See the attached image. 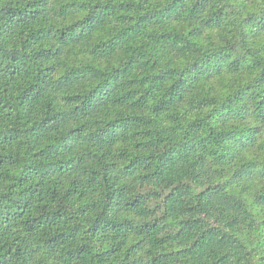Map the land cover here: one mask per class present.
I'll return each instance as SVG.
<instances>
[{
	"label": "clouds",
	"instance_id": "9594fccd",
	"mask_svg": "<svg viewBox=\"0 0 264 264\" xmlns=\"http://www.w3.org/2000/svg\"><path fill=\"white\" fill-rule=\"evenodd\" d=\"M0 264H264V0H0Z\"/></svg>",
	"mask_w": 264,
	"mask_h": 264
}]
</instances>
